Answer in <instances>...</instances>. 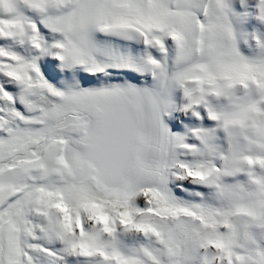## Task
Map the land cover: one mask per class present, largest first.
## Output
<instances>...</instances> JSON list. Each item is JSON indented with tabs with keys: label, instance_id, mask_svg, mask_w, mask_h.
<instances>
[{
	"label": "snow or ice",
	"instance_id": "6c2138e0",
	"mask_svg": "<svg viewBox=\"0 0 264 264\" xmlns=\"http://www.w3.org/2000/svg\"><path fill=\"white\" fill-rule=\"evenodd\" d=\"M0 264H264V0H0Z\"/></svg>",
	"mask_w": 264,
	"mask_h": 264
}]
</instances>
